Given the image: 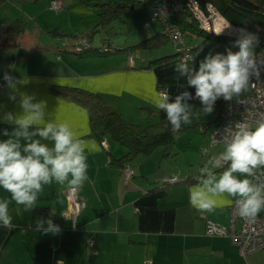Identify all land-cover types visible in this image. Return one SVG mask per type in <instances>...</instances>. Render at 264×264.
<instances>
[{"label": "crops", "instance_id": "obj_1", "mask_svg": "<svg viewBox=\"0 0 264 264\" xmlns=\"http://www.w3.org/2000/svg\"><path fill=\"white\" fill-rule=\"evenodd\" d=\"M63 1V12H68L56 16L48 12H53L51 0H0V141L10 138L3 135L5 129L11 134L16 127L3 122V117L9 112L23 114L19 93L34 96L33 103L45 101V117L40 127L47 122H66L82 138L95 140L99 147L98 151L86 153L88 180L77 190L85 198L86 205L74 215L67 199L68 189L53 181L43 186L36 208L26 212L0 187V200L9 201V213L16 225L12 231L0 227V264H264V250L244 256L229 236L207 235L208 219L231 226L229 205L207 213L190 205L189 190L202 185L198 178L207 174L203 170L214 172L223 168L222 163L217 168L209 162H214L224 152L221 148L213 152L211 148L215 145L210 142L206 146L207 142L193 136L177 140L175 134L168 157L163 156L162 147L149 155H140L132 162V179L125 183L122 167L112 161L126 153L125 147L109 138L108 146H104V137L92 133L87 108L58 90L75 88L94 92L118 112L114 104H124L125 96H131L144 103L142 107L148 108L155 117L162 116L157 122L167 117L166 112L153 103L159 86H164L174 97L188 91L192 99H196V90L187 85V76H179L175 71L176 64L183 58L149 66L153 59L172 53L164 47L154 50L156 53L140 49L114 57L80 58L68 51L73 50L75 42L72 40L77 38L67 36L68 46L64 48V37L55 36L51 31L84 34L81 26L73 24L71 10L76 6L84 9L87 5L85 0ZM83 14L86 15L85 9L79 16ZM91 15L94 20V13ZM14 20L25 23L23 32L7 31L6 26ZM160 30L153 28L143 38ZM203 47L206 49L203 45L193 46L191 57L187 58L189 66L197 71L207 51L195 49ZM227 53L226 48L223 55ZM5 73L17 79L32 78L27 85H17L19 93L15 101L9 99L12 89L4 80ZM212 113L214 120L216 112ZM214 125L207 129L209 140ZM33 130L35 126L30 129ZM33 139H39L49 148L54 147L50 139L38 136ZM26 143L21 140L22 147ZM205 147L210 148V153H203ZM225 170L214 175L218 179ZM234 175L246 178L240 173ZM171 177H177L179 182L164 184ZM206 179L209 177L202 180ZM236 198L240 197H229L226 193L216 197L226 201ZM41 219L58 224L61 232L41 234L36 229V221ZM236 227L240 228L239 222Z\"/></svg>", "mask_w": 264, "mask_h": 264}, {"label": "clouds", "instance_id": "obj_2", "mask_svg": "<svg viewBox=\"0 0 264 264\" xmlns=\"http://www.w3.org/2000/svg\"><path fill=\"white\" fill-rule=\"evenodd\" d=\"M231 28V25H229ZM241 33L246 29H239ZM220 34V33H217ZM258 43V37L249 33L238 40L239 51L228 50L227 55L209 54L200 61L199 70L189 66L188 59H181L175 71L179 76H187V85L195 88V98L203 105L201 111L210 115L214 111V104L218 99L232 101L240 97L249 87L251 77L260 79L257 68L256 53L252 48L253 41ZM264 63V55L261 56ZM255 69L253 73L251 70ZM32 78H15L7 73L4 80L12 89L9 99L16 100L19 93L18 84L27 85ZM177 82L179 77L176 78ZM183 87V85H180ZM22 115L7 113L3 122L14 124L16 127L11 134L4 130V136L9 139L0 141V187L11 194V199L17 205H22L24 211L31 212L37 206L38 196L43 193L44 185H51L53 181L66 187L70 191L81 189L88 180L87 154L99 150L95 140L82 138L66 122H44L46 102L33 103L34 96L19 93ZM188 91L170 100L168 94H156L153 103L156 108L164 110L167 122L173 132L182 126L192 123L191 106L187 100L192 99ZM35 126V130L30 131ZM236 131L215 161H209L213 167H220L221 163L229 162L230 166L223 171L219 178L209 169V179L202 180L189 190L191 207L199 212H213L217 207L230 205L232 201L217 200L216 197L227 194L229 197H240L235 201L236 214L254 223L261 209L264 208V181L254 183L253 180L240 179L234 173L255 177L254 170L264 167V123L255 129H249L247 124L238 123ZM44 140H52L54 147L49 148ZM27 141L21 146V140ZM22 149V150H21ZM260 178L257 177V180ZM0 227L12 231L16 225L9 213V201L0 200ZM36 229L41 234L57 235L61 227L53 221L37 220Z\"/></svg>", "mask_w": 264, "mask_h": 264}, {"label": "trees", "instance_id": "obj_3", "mask_svg": "<svg viewBox=\"0 0 264 264\" xmlns=\"http://www.w3.org/2000/svg\"><path fill=\"white\" fill-rule=\"evenodd\" d=\"M160 1L161 0H85L86 5L98 9V22L95 28L84 34H76L75 32L67 33L53 29L51 34L60 36L61 38L64 37L62 44L64 48L68 46L65 39L67 36L76 37L77 40L73 45V50H67L75 53L80 58L111 56L124 52L132 53V51L140 49L154 51L165 47L168 42L174 46L175 49L171 51V54L153 59L149 66H154L174 58H183L186 54L191 55L193 46L186 42V36L188 35L205 36L222 42L227 47V50L231 49V51L239 47L236 42L243 39L242 37L207 32L200 26L199 22L195 19L186 5L181 11L172 15L168 19V21L183 32L184 36L183 44H174L166 32L165 24L160 19H153L154 9ZM197 1L202 7H205L207 4H212L233 25L240 26L256 35L258 37V43L254 40L252 48L264 53V0ZM141 4H149L151 7V20L159 22L162 25L161 30L141 39L136 44L125 48H119L116 45L111 44L108 35H104L105 31L102 30L118 19L127 22L133 10ZM24 24L25 23L21 20H14L6 26V29L7 31L17 32L19 34L24 31ZM99 31H102L100 40L97 41L98 43H94L95 36ZM58 92L81 103L87 108L90 116L92 133L100 137L102 136L101 138L107 137L112 139L125 147L126 153L122 157L112 160L121 166L122 169L126 166L132 167V162H134L140 155H149L157 147L163 148L164 157L170 155L175 142L176 132H173L171 125L167 122V117L162 122L144 126L140 123L125 119L120 112L94 92L75 88H61ZM249 94L250 88L248 87L240 97H234L232 101H225L222 98L218 99L214 104V111L216 112L215 119L212 122L203 123L201 126L204 127L205 130L206 128L208 129L211 127L214 123L216 125V122L221 119L222 113L230 103L243 99ZM174 98L175 97L172 95L171 99L173 100ZM194 100L197 101L198 99ZM203 131L201 130L202 133H204ZM222 166L223 168L212 173L217 174L223 169H227L230 166V161L226 165L222 164ZM254 171L257 175L260 172H264V167ZM207 177H209L208 173L201 175L198 180L202 181L203 178ZM248 178L252 179L253 177ZM187 179L190 181L196 180L192 178ZM177 182H179V179Z\"/></svg>", "mask_w": 264, "mask_h": 264}, {"label": "built area", "instance_id": "obj_4", "mask_svg": "<svg viewBox=\"0 0 264 264\" xmlns=\"http://www.w3.org/2000/svg\"><path fill=\"white\" fill-rule=\"evenodd\" d=\"M187 6L195 19L199 22L200 26L209 33H220V35H231L245 38L244 33H241L235 25L229 23L225 17L212 5L207 4L205 7L197 0H161L153 12V19H160L166 27V32L174 44L184 43L183 32L174 26L168 19L181 11L184 6ZM50 8L53 11H62L65 9V3L63 0H51ZM231 25V28H229ZM239 47L235 48L233 52H238ZM257 60V68L260 72V79H256L255 75L251 77L249 84L250 94L238 101L230 103L222 113L221 119L216 122L210 132L211 145L223 144L227 146L231 141L233 133L236 131L235 126L238 123L247 124L249 129H255L260 123H264V63L260 62L263 52L254 50ZM191 55L186 54L183 59H187ZM132 60V59H131ZM253 73L255 69L251 70ZM159 92L161 94L166 93L165 87H160ZM172 97V96H171ZM170 97V99H171ZM202 131L204 127L200 128ZM207 128L203 131L206 132ZM104 146H108V139L104 137L102 139ZM203 153H210V149L203 148ZM228 162L224 163L226 165ZM125 175V183L127 184L134 175V169L131 166L123 168ZM248 178L247 176H245ZM257 177L260 179L257 180ZM255 183L264 181V172L258 173L252 178ZM177 177L167 178L164 184L177 183ZM67 199L70 203L71 210L74 215H77L79 211L85 207V198L78 193V191L67 190ZM240 198L234 199L232 204L229 205L231 215V226L225 227L210 219L206 222L207 235L229 236L232 241L238 245L240 252L244 256H248L252 253L264 250V208L261 209L257 215L254 223H249L246 219L239 217L236 214L235 201ZM240 223V228L236 227L237 223ZM92 244L93 240H89ZM59 264V263H56Z\"/></svg>", "mask_w": 264, "mask_h": 264}, {"label": "rangeland", "instance_id": "obj_5", "mask_svg": "<svg viewBox=\"0 0 264 264\" xmlns=\"http://www.w3.org/2000/svg\"><path fill=\"white\" fill-rule=\"evenodd\" d=\"M142 1H147V0H142ZM0 7H1V2H0ZM84 9H85L86 15L83 14L84 16L82 15L79 16V14H81V12ZM84 9H81L80 7L76 6V7H73L71 11L73 12V15H74L73 21H72L74 22L73 24H78L79 26H81V28L83 29L85 33V32H90L95 28L98 22V14H97L96 7L87 5L84 7ZM48 12L51 13L52 15L63 16V14L67 13L68 11L63 12L62 10L58 12L57 11H53V12L48 11ZM91 12L94 13V18H95L94 20H93V15H91ZM225 19L229 21L227 18ZM150 20H151V7L149 6V4H141L140 6L136 7L133 10L127 22L122 21L121 19H118L114 21L112 24H110L109 26L105 27L102 31H105L104 35H108L111 44H114L119 48H125V47L134 45L137 42H139V40H141L144 36H146L153 28H157V30L162 28V25L159 22L153 21L152 23H150ZM147 22H149L150 25L143 26V24ZM229 23L231 22L229 21ZM236 27L242 28L240 26H236ZM102 31H99L96 34L94 43H98L97 41L100 40ZM248 33L250 32L246 30V33H244V35ZM186 40L187 42L192 43L193 46H197V45L206 46V49L205 47L195 49V51H199V50L200 51L204 50L205 52L207 51L206 52L207 54L205 55V57L208 56L209 54L212 55L211 52H215L216 54L220 52L224 54L227 48L222 42L207 38L205 36H200V35H192L190 37H187ZM72 42L76 43L75 40H72ZM174 49H175L174 46L170 43L164 47V50H167V51H173ZM152 52L156 53L155 51H152ZM129 53L130 52H127L126 55H129ZM124 54L125 52L121 54H117V55H111V56L113 57L122 56ZM111 56H107V57H111ZM158 93L161 94L159 91ZM167 94L169 95V97L172 96V94H170L168 90H167ZM124 99H125L124 104L115 103L114 105L121 112L120 114L125 119L130 118L132 119L133 122H137L144 126H147L149 124H156L157 121H159L162 118V116L160 115L158 117H155V115L152 112H150L148 108L142 107V106H145L144 103H141L137 99L131 96H125ZM187 104L191 106L192 123L190 125L183 126L181 130L176 131L177 140H179V138L182 136H186V137L193 136V138L195 139L199 138L203 142H207V143L210 142L209 134H207L208 131H206V133H202L199 128L201 127V124L208 123L211 120H213L214 118L213 113H211L210 115L204 114L201 111V109L203 108V105L201 102L198 103V100L195 101L194 99H189L187 100ZM162 115L164 114L162 113ZM208 145H210V143H208L206 146ZM216 148H221V150H224V151L226 150V146L224 145H215L211 148V150L214 152ZM158 151L160 152L161 149H159Z\"/></svg>", "mask_w": 264, "mask_h": 264}, {"label": "water", "instance_id": "obj_6", "mask_svg": "<svg viewBox=\"0 0 264 264\" xmlns=\"http://www.w3.org/2000/svg\"><path fill=\"white\" fill-rule=\"evenodd\" d=\"M249 34V33H248ZM248 34H246L245 36H247Z\"/></svg>", "mask_w": 264, "mask_h": 264}]
</instances>
